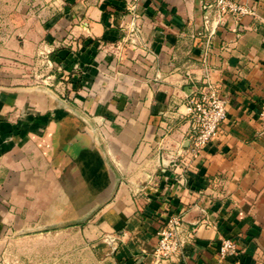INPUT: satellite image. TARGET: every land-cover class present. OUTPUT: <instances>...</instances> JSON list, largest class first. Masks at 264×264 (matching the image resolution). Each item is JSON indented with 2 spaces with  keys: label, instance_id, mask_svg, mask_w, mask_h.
Listing matches in <instances>:
<instances>
[{
  "label": "crops",
  "instance_id": "obj_1",
  "mask_svg": "<svg viewBox=\"0 0 264 264\" xmlns=\"http://www.w3.org/2000/svg\"><path fill=\"white\" fill-rule=\"evenodd\" d=\"M244 1L257 14L215 26L203 0H0V260L13 228L78 230L112 264H154L181 213L197 234L160 264H264V0ZM42 43L66 46L52 56L76 88L57 68L51 87L5 77ZM190 75L228 110L182 183ZM223 238L239 250L220 260Z\"/></svg>",
  "mask_w": 264,
  "mask_h": 264
},
{
  "label": "built area",
  "instance_id": "obj_2",
  "mask_svg": "<svg viewBox=\"0 0 264 264\" xmlns=\"http://www.w3.org/2000/svg\"><path fill=\"white\" fill-rule=\"evenodd\" d=\"M204 6L214 9V25L218 26L226 17L232 16L241 20L246 15L257 14L254 5L244 0H203ZM193 86L187 96L188 115L192 122V133L188 147L182 148L174 158L176 165H181L179 181L186 180L185 172L197 165L205 146L214 140L221 132L227 119L228 99L222 93L221 87L206 75L201 83L189 78ZM264 120V103L259 112ZM197 228L186 226L181 213L171 214L158 232L159 241L153 250L154 264H160L168 259L180 258L184 246L193 240ZM239 250L238 242L233 238H223L219 247V259L223 260Z\"/></svg>",
  "mask_w": 264,
  "mask_h": 264
},
{
  "label": "rangeland",
  "instance_id": "obj_3",
  "mask_svg": "<svg viewBox=\"0 0 264 264\" xmlns=\"http://www.w3.org/2000/svg\"><path fill=\"white\" fill-rule=\"evenodd\" d=\"M36 51L37 55L31 61H24L23 74L10 77L17 83H29L37 86H55L52 70H59L60 79L70 82L76 88L80 81L78 76H72L65 72L63 64L54 61L52 53L63 51L66 46H58L50 43H42ZM72 51L76 52L77 47L74 43H67ZM58 76V75H57ZM59 77V76H58ZM65 85V84H64ZM63 84L61 85V90ZM72 86V87H73ZM73 87V88H74ZM13 228L6 235L5 251L2 252L0 264H112L109 258H99L89 246H80L81 237L78 230L65 234H54L53 236L26 237L16 233Z\"/></svg>",
  "mask_w": 264,
  "mask_h": 264
},
{
  "label": "trees",
  "instance_id": "obj_4",
  "mask_svg": "<svg viewBox=\"0 0 264 264\" xmlns=\"http://www.w3.org/2000/svg\"><path fill=\"white\" fill-rule=\"evenodd\" d=\"M78 81H80V79L78 78Z\"/></svg>",
  "mask_w": 264,
  "mask_h": 264
}]
</instances>
